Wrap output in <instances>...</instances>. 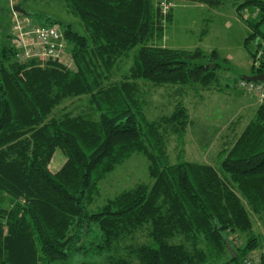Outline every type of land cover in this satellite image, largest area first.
<instances>
[{"label": "trees", "instance_id": "obj_1", "mask_svg": "<svg viewBox=\"0 0 264 264\" xmlns=\"http://www.w3.org/2000/svg\"><path fill=\"white\" fill-rule=\"evenodd\" d=\"M63 1L79 27L58 18L47 24L63 28L71 65L21 59L15 46L0 52V264H68L72 252L88 247L95 226L101 232L91 242L107 256L81 264H247L264 240L254 217L264 226V101L240 131L232 125L219 164L187 159L188 106L179 99L171 113L149 118L142 80L177 85L182 94L226 92L217 50L209 56L157 42L173 0ZM242 6L252 12L250 36L264 37V0ZM252 55L260 58L252 73L264 72V53ZM71 97L84 98L85 108L57 110ZM173 134L176 161L168 154ZM57 148L66 160L52 170ZM134 152L148 157L153 182L91 210L101 179ZM141 230L146 241L128 242ZM258 257L253 264H264V253Z\"/></svg>", "mask_w": 264, "mask_h": 264}, {"label": "rangeland", "instance_id": "obj_2", "mask_svg": "<svg viewBox=\"0 0 264 264\" xmlns=\"http://www.w3.org/2000/svg\"><path fill=\"white\" fill-rule=\"evenodd\" d=\"M241 1L173 0L172 19L166 23L164 35L156 39L158 43L172 47L188 49L199 47L209 56L211 51L216 49V58L221 64L220 71L224 76L219 84L222 87L225 86L226 93L208 89L202 90L199 95L194 94L192 89H186V92L182 94L177 85H157L142 80L141 92L146 101L145 110L149 118L171 113L179 99L188 106L192 122L188 125L186 133L185 158L190 160L219 164L218 153L230 143V134L235 132L230 129L232 125L239 129L253 115L252 110L240 108V104L246 99L245 96L248 93H255L240 87L237 80L252 73L254 62L260 63L259 56L253 57L252 53L256 52L259 55L264 53V37L259 34L250 36L252 29L246 18L251 16L252 12L247 6H242L239 10ZM14 4L24 7L28 11L25 15L35 23L47 24L54 18H58L64 23L72 22L79 27V18L63 0H0V52L4 45L19 46V40L13 29ZM261 28L264 29V23L261 24ZM136 50L137 47L131 51L130 56L121 60V69L122 67L127 69L131 65ZM121 69L114 72L113 79L121 76ZM226 83H230V86L226 87ZM85 106L84 98L71 97L66 98L57 110L78 111ZM178 153V143L173 134L168 141L170 160L176 161ZM65 160L66 154L62 149L57 148L50 161L51 169H59ZM148 167V157L143 152H134L101 179L100 191L90 204V209L93 211L101 209L110 197L138 182L152 183L154 178L149 173ZM254 217L256 231H263L264 226L261 220L256 215ZM100 232V229L95 226L91 236L88 237L90 239L87 242L88 247L72 252L68 264H81L84 259L103 261L105 259L103 256H107V252L97 251L94 247L95 242H91L93 239L96 242L99 240L95 235H99ZM134 237L128 242L147 240L143 230ZM261 253H264V240L252 255L258 257Z\"/></svg>", "mask_w": 264, "mask_h": 264}, {"label": "built area", "instance_id": "obj_3", "mask_svg": "<svg viewBox=\"0 0 264 264\" xmlns=\"http://www.w3.org/2000/svg\"><path fill=\"white\" fill-rule=\"evenodd\" d=\"M14 15L13 29L19 40V58L35 57L43 61L58 59L64 60L69 65L73 63L68 48L69 43L60 26L35 23L29 16L16 10ZM238 84L244 89L252 90L261 101H264V80L241 78ZM257 261L259 257L254 256L248 258L246 262L253 264Z\"/></svg>", "mask_w": 264, "mask_h": 264}, {"label": "water", "instance_id": "obj_4", "mask_svg": "<svg viewBox=\"0 0 264 264\" xmlns=\"http://www.w3.org/2000/svg\"><path fill=\"white\" fill-rule=\"evenodd\" d=\"M13 9L16 11L22 12L24 14L28 13V11L24 7H22L20 4H14ZM244 77L247 79L264 80V72L250 73V74L244 75ZM227 244L229 248L231 249L233 255L235 256L237 254L235 248L232 246V244L229 241H227Z\"/></svg>", "mask_w": 264, "mask_h": 264}, {"label": "crops", "instance_id": "obj_5", "mask_svg": "<svg viewBox=\"0 0 264 264\" xmlns=\"http://www.w3.org/2000/svg\"><path fill=\"white\" fill-rule=\"evenodd\" d=\"M226 93V92H224ZM258 96H256L255 94L253 93H248L246 96H245V100H243L242 104H240V108L243 107V108H246V109H250L252 110V113L255 112L256 110V107L261 103V101L259 100V98H257ZM246 122H244L242 124V127L245 125ZM233 127V126H232ZM241 127V128H242ZM241 128L238 129V127L236 128L237 131H240Z\"/></svg>", "mask_w": 264, "mask_h": 264}]
</instances>
